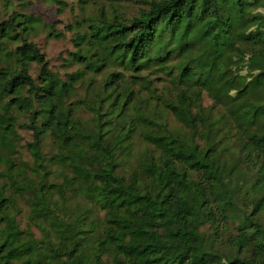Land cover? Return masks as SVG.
Listing matches in <instances>:
<instances>
[{
	"label": "trees",
	"instance_id": "16d2710c",
	"mask_svg": "<svg viewBox=\"0 0 264 264\" xmlns=\"http://www.w3.org/2000/svg\"><path fill=\"white\" fill-rule=\"evenodd\" d=\"M17 1L0 17V264H264V15L253 14L264 0H146L126 21L100 11L87 31L77 23L65 64L79 68L64 81L29 40L43 27L21 13L32 0ZM112 66L148 91L143 71L172 76L174 100L161 103L187 132L155 111L130 117L134 89L116 71L94 103L67 104L85 75ZM203 92L228 111L230 146L217 143ZM16 128L31 133V167L1 153L17 156ZM137 138L150 148L125 172ZM15 197L26 198L25 229Z\"/></svg>",
	"mask_w": 264,
	"mask_h": 264
},
{
	"label": "rangeland",
	"instance_id": "374dc122",
	"mask_svg": "<svg viewBox=\"0 0 264 264\" xmlns=\"http://www.w3.org/2000/svg\"><path fill=\"white\" fill-rule=\"evenodd\" d=\"M84 1H86L85 4ZM143 1L146 0H62L65 6H58L51 3L35 2L32 0L30 5L23 9L21 13L38 18L43 24V27H39L37 33L32 35L29 40L32 41L45 55L49 62L50 70L64 81L67 74H70L79 68L76 64H65V59H68V54L75 51L72 41L75 39V33L79 31L77 23L83 26L84 30L87 31V23L89 21H95L98 18L100 11H103L106 17H111L116 14L126 21L138 15L139 11L145 8ZM18 3L17 0H0V17L5 18L10 15ZM17 8L21 9V6H17ZM255 13H261L264 15V7L254 10L253 14ZM51 29L54 36L59 35V38H55L54 36L48 37L47 33ZM176 62L177 60L172 63L170 61L168 64L170 65L171 63L173 65ZM113 71L123 73L124 82L134 89V104L130 106V110L128 111L131 115L130 117L146 115L154 118L153 111H155L157 116L161 114L164 117L163 120L167 124L168 129L172 132L181 134L187 132V129L182 127L168 112L164 110L162 106L161 99L170 98L174 100L175 89L171 84L172 76H169L163 71L159 72L156 67L145 70L141 73V76H144L146 80L150 82L149 91L132 84L133 80L129 78L132 72L128 70L124 71L117 66H112L104 72H101V74L93 77V80L90 75H85L82 82L67 99V104L73 103L77 99L86 100L89 104L94 103L96 96L101 92L100 83L103 75L110 74ZM172 71L174 76L176 71L174 68ZM240 72L245 74V71L243 70ZM29 74L36 80L38 71L35 64L30 66ZM90 82L91 84L88 88L87 84ZM231 95H234V93ZM152 96H157L158 98H151ZM201 101L203 107L210 113V119L214 123L211 122L215 124L217 131L215 137H217V143L224 145L229 144L230 146L231 140L228 139L235 128H232L228 111L224 108L212 109V102L205 92L201 94ZM135 109L138 110L135 111ZM191 111L193 112V110ZM15 115L17 116L18 123L22 124L26 122V117L24 115H20V113ZM76 116L85 124L90 123L92 119V114L84 107L78 110ZM16 133L19 137L16 142L17 156H11L6 151H1V153L6 159L13 160L17 168L21 167L22 163L31 167L32 159L25 147V145L31 141V133L26 130H20L19 128H16ZM199 143L201 145L203 144L202 141H199ZM42 146V153L46 159L51 158L55 154L56 146L47 136L45 137ZM149 148L150 147H148L141 139H135L133 142L132 156L125 163L124 171L128 172L130 169L135 168L139 157L148 153L147 149ZM3 169L4 166H1L0 171ZM25 200L26 198L15 197L17 208L20 211L16 220L21 229L26 228L25 216L27 214V206ZM34 233L38 236L37 230H34Z\"/></svg>",
	"mask_w": 264,
	"mask_h": 264
}]
</instances>
